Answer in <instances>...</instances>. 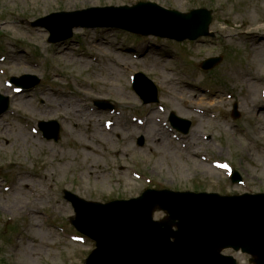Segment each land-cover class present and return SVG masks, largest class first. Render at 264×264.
Instances as JSON below:
<instances>
[{
	"label": "rangeland",
	"instance_id": "1",
	"mask_svg": "<svg viewBox=\"0 0 264 264\" xmlns=\"http://www.w3.org/2000/svg\"><path fill=\"white\" fill-rule=\"evenodd\" d=\"M137 1L140 0L58 1L61 3H56V0H0V23H2L0 29L5 30L6 36L12 38L17 49L25 50L28 53V55L18 53L14 55L12 60L10 58V66H12V72L15 76H12L9 71V79L26 73L41 76L30 68L27 58H30L32 63L41 65L47 63V65L51 66V61L45 62L43 50L38 47L42 44L48 51V56L52 55L53 58H57L59 56L70 55L69 59H72V61L76 60L79 63L78 65L81 66L77 67L72 64V67H68L66 63L53 60L58 63L64 75L72 76L76 80H80L81 76H83L91 84L96 83V75L97 79L102 82L105 81L106 77L109 80L105 83V86L102 85L104 93H114L116 95L115 102L122 106L129 105L133 110L131 111V115L137 109H143L142 114L148 113V119H153L154 116L160 117L158 112L153 110L151 106L146 108L138 107V105L137 107L132 106L137 103V100L127 87L125 73L122 74L114 65H108L104 62L103 66L94 68L95 72L90 70L84 74V71L91 63L88 61L83 63L81 61L84 59L81 56L79 57L78 52L82 51V53H86V51H83L82 48L84 49V47H79L77 42L85 43V45L88 44L90 47H93L92 44L97 42V47L101 48L102 55L105 53L111 54L114 58H122L124 61L125 57L123 53L119 52L118 47L126 44V41L120 38L122 39L121 41L117 33L110 31L89 32L83 38H79L77 34V38L80 41L76 40V42L74 39L62 46L50 47L45 41L47 36L44 31L32 29L29 27L28 22H26L42 17L59 6L60 9L53 12L63 11L64 8L72 11L88 6L123 5ZM147 1H156L164 7L180 11H188L199 7L221 8V12L216 15L217 22L214 24L213 29L219 30V33L223 35L219 40L223 42L224 47L222 49H217L219 46L217 42L213 43L210 41H200V43L196 44V50H192L189 44H170L174 51L180 53L183 62L189 64L187 75V82L189 84L197 86L202 90L216 93L222 87H226L225 78H227L232 85L230 88L235 86L238 91H240V88L244 89V85L238 82L237 77L238 74L254 68L250 60L251 53L248 50L251 47L256 53L254 56L259 64L258 74L264 73V40H261L264 39V0H215L214 3L209 0ZM228 5L230 9L225 8ZM7 12H14V15L10 18ZM1 30L0 39L4 36ZM242 30L251 31L256 35H253L250 39H246V36L240 34ZM123 37L129 40L127 46L130 44L139 45L143 41V39L133 36ZM149 42L153 45L149 44L151 48L149 47L147 51L145 62L148 65H152V69H150L151 73L158 75L160 82L164 84L163 97L167 106L178 111L179 116L183 118L200 122L191 135L192 140L189 142L190 151L188 153H184L180 149L179 151L172 138H162L161 145L158 144L157 146L150 141L145 150H139L135 139L140 132L134 124L131 123V126H129L132 127V135L130 136H128L129 132L125 134L117 130V126L112 134H107L102 126L103 121L108 118L105 115L107 112L93 113L90 111L89 103L88 107L84 108L87 110V113L84 110V113H80L76 117L69 113H64L63 109L56 107L52 109L50 106L43 108L40 103L42 100L41 95L46 90L44 85L37 90L29 92V99L13 97L11 109L17 112L21 118L17 119L15 116H10L9 113L0 118V205L3 204L4 208L0 209V223L4 225H0V264H83L85 256L90 252V243H86L84 247L75 246L77 244L72 243L70 237H66V240L69 242H64L54 229L45 224L38 226L37 221L30 218V229H26L28 233L17 240L15 238L22 234V228L16 226L14 223L4 224V219L1 216L3 215L7 218L9 217L8 215H13L12 217L14 218V214H11L12 212L14 213V201L20 200L27 204L31 201V198H28L25 194L23 186L20 187V191L3 192L4 186L11 184L8 183L7 177L12 172L16 176L22 174L26 177L25 173L32 170L33 165L31 160L33 156H38L39 160H45L43 157L44 155L46 157L48 154L50 156L57 155L61 157L62 147H65V142V151L69 156V162L57 172L58 176H55V181L57 183L66 181L67 190L86 200L105 202L106 200L117 198L129 199L136 197L139 194V190H143L144 185L134 181L129 171H124L125 167L131 166L132 162L130 160L120 157L118 161H115L101 150L102 146H108L109 150H113L118 144H124L128 148L131 159L139 161L140 166L143 168L142 172L153 177L155 182H160L161 188L188 189L192 191L217 192L220 194L264 193V109H259L257 114L256 111L250 110V96L245 95L247 90L240 93L236 98L241 112V118L237 121L231 116L232 102L226 99L218 107L213 108L212 115H215V119L196 114L188 104V110L183 108L179 104L178 98H175L173 101L171 96H167L166 90H171L175 93L176 97L182 96L189 99L188 97L191 95V99L194 101L191 100L190 105L194 107H197L195 103L198 100L205 99L206 101L204 102L207 103L212 98H208L207 96H205L206 98H201L204 96V92L201 93L197 88L181 85L178 79L173 76L175 69L169 68L168 62L177 54H174L170 50L167 43L159 42L158 40L153 41V39ZM228 46L231 47L228 48ZM244 46L248 49H242ZM225 48L228 49L226 50ZM88 50L93 51L90 48ZM50 51L53 52L49 53ZM9 53H11L10 48L6 45H0V55H8ZM220 53L225 57V63H222L221 67L219 66L220 68L206 75H202L198 69L195 70L194 64H197V62L201 63L202 60L210 56H220ZM73 55L77 58L72 57ZM148 65L144 69L148 70ZM179 65L184 67L183 63ZM165 69L170 70V73L165 71ZM108 72H114L115 74L111 75ZM55 73L58 75L59 70H56ZM84 79L81 78L79 82L81 86L84 84L82 83ZM46 82H51V85L55 87L60 86L54 80L53 75L51 79L47 78ZM65 90L67 91V89ZM87 93H90L89 89ZM0 94L8 97L11 96L9 90L6 89L4 91L1 87V79ZM91 95H87L86 97H92ZM105 98L109 97L105 96ZM65 99L56 97L52 98L51 102L63 103ZM253 102L256 103V100L253 99ZM162 104L165 106L164 103ZM62 114L66 115L68 123H63L67 131L65 132L64 140L58 146L46 144L45 141L31 135L30 126L32 123L36 125L41 120H59ZM75 123L78 124L79 129L75 128ZM160 130V126L155 127V123L152 121L146 130V133L149 134V137L147 136L149 140H151L152 135L157 134ZM256 130H258L257 133ZM92 132L96 138L99 137L98 139L102 141L101 144L92 136ZM68 133H71L72 137L78 142L74 149L70 148L69 143H74V141L68 137ZM117 133L120 134L123 140L120 141L116 138ZM207 133L208 137L212 139V145L206 148V152H210V154L216 153L217 140L224 137V135L231 138L224 137L219 143V148L224 149V151L221 150V155L223 158H229L230 156L235 158V167L249 182L247 186L244 188L231 186L221 174L213 171L210 165L205 166L192 159L191 155L195 151L203 150L207 145V143L205 144L202 141V134L204 136ZM84 144L89 145L94 150V153L89 154L81 149L80 145ZM230 147L233 149L232 152L226 150ZM118 163H122L123 165L116 170ZM11 164H14V169ZM113 180L115 183H112ZM32 181L30 179L28 181L31 187L33 185ZM57 197H59L58 194H52L50 206H54V201ZM30 205L28 204V206ZM57 205L52 209L49 208L54 211V214L57 213L58 216L52 219L51 225L63 231L68 229V217L74 214L69 205L63 202ZM59 206L64 211H59ZM16 214L21 219L22 213L17 212ZM161 217L162 214L158 213L155 215L156 219H160ZM225 254L234 255L240 264H249L248 256L235 255L229 251L225 252Z\"/></svg>",
	"mask_w": 264,
	"mask_h": 264
},
{
	"label": "water",
	"instance_id": "2",
	"mask_svg": "<svg viewBox=\"0 0 264 264\" xmlns=\"http://www.w3.org/2000/svg\"><path fill=\"white\" fill-rule=\"evenodd\" d=\"M201 31V28H200ZM66 38V37H64ZM191 203L192 199L175 198L163 202L159 199L147 201L142 199L137 202L129 203L130 206L124 204H114L106 207H95L96 213L105 215L115 219L121 228H126L136 233L143 239H153L161 237L165 232L168 237H174L176 242L174 246H184L192 250H201L210 252V257H218L224 246L218 244H203L194 238H178V234L170 232L172 225L176 221H191ZM157 207H164L170 211L172 218L164 223L154 224L150 221L151 215ZM208 218L225 221L232 225L238 235L246 241L245 249L258 257L256 264H264V234L260 235V231L264 230V214L260 212L254 205L237 200H221L218 203L209 205L206 208ZM81 215L76 226L90 236L100 241V251H97L91 258L90 264L99 262L104 247V239L99 231H93L86 228L81 223ZM259 236H257L256 234ZM140 253L141 249H138ZM121 254L126 255L127 249L122 247ZM130 254V253H129ZM134 257V256H133Z\"/></svg>",
	"mask_w": 264,
	"mask_h": 264
},
{
	"label": "bare ground",
	"instance_id": "3",
	"mask_svg": "<svg viewBox=\"0 0 264 264\" xmlns=\"http://www.w3.org/2000/svg\"><path fill=\"white\" fill-rule=\"evenodd\" d=\"M23 182H26V180L19 179V180L17 181V184H21V183H23ZM36 196H37V195H35V197H36ZM40 199H41L40 197H37V198L35 199V203H34V205L25 208V211H26V213H27L28 215L34 217V216H37V215L39 214V213H38V208H37V206L40 205V203H41V200H40ZM22 205H24V203H23L22 201L18 200V201L14 204V208H19V207H21Z\"/></svg>",
	"mask_w": 264,
	"mask_h": 264
}]
</instances>
